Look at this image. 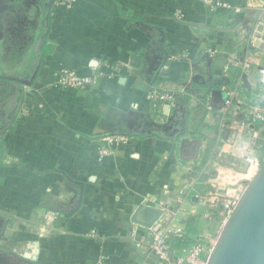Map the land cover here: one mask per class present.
I'll list each match as a JSON object with an SVG mask.
<instances>
[{"label": "crops", "instance_id": "1", "mask_svg": "<svg viewBox=\"0 0 264 264\" xmlns=\"http://www.w3.org/2000/svg\"><path fill=\"white\" fill-rule=\"evenodd\" d=\"M216 1L226 6L0 0V264H159L136 247L149 240L131 221L141 206L183 230L177 248L215 243L227 219L207 233L202 195L243 165L232 163L219 113L205 108L214 104L199 97L203 83L211 76L212 89H231L242 73L225 64L237 51L254 62L239 101L264 104V48L253 47L264 44V0ZM62 69L87 88L58 87ZM157 86L181 90L173 105L150 99Z\"/></svg>", "mask_w": 264, "mask_h": 264}, {"label": "built area", "instance_id": "2", "mask_svg": "<svg viewBox=\"0 0 264 264\" xmlns=\"http://www.w3.org/2000/svg\"><path fill=\"white\" fill-rule=\"evenodd\" d=\"M73 1L59 0V3L68 4ZM203 1L212 8L226 6L221 1ZM236 12H239V10H236ZM252 63H254L252 58L248 55L242 56L236 51L227 55L225 68L226 71L231 67L237 68L242 74H245L249 71ZM236 82L239 84L240 79ZM89 83L90 80L82 78L73 70L62 69L57 75V86L62 89H86ZM180 91V89H165L157 86L151 89L150 99L155 103L165 101L167 104L173 105L174 98L178 96ZM235 103H237L236 107H234ZM205 108L208 113H219L218 126L220 131L228 130L230 134L226 143L232 149V152H229L232 163L234 165L242 164L246 168L247 174L252 167H255L254 171L256 172L264 159V104L244 106L243 102L238 99V89L231 88L227 90V98L221 106L214 107L207 102ZM238 111H241L247 118L238 119ZM260 153L263 154L262 158H259ZM236 160L239 162H236ZM219 197L222 198L223 195L218 194L215 186L211 185L210 189L202 195V200L209 209H221L225 213L226 220L239 198H233V201L227 202V200ZM158 221L150 229H145L149 232V240L144 242L143 239H140L136 247L147 249L156 256L159 264H206L214 242L195 239L188 246L177 248L176 241L184 238L183 230L172 226L162 227L158 224ZM173 259L174 261H172Z\"/></svg>", "mask_w": 264, "mask_h": 264}, {"label": "water", "instance_id": "3", "mask_svg": "<svg viewBox=\"0 0 264 264\" xmlns=\"http://www.w3.org/2000/svg\"><path fill=\"white\" fill-rule=\"evenodd\" d=\"M46 6L50 8L52 7V3ZM259 30H262L261 26H259L258 31L254 34V38L260 37ZM257 46L258 48H264V44L255 39L253 47ZM163 51L165 59L167 53L164 49ZM204 58L207 60L208 67L210 68L211 60L208 59L206 54ZM38 69L39 66L34 69L29 81L21 82V84L28 87L27 89H29L31 83L35 80ZM259 69L264 73V67ZM229 72L234 75L236 69L231 67ZM208 79L209 81L203 83V85L208 86L207 89L202 91L201 95L200 91H197L196 94L200 95L201 99L209 97L214 106H221L227 98V92L212 89L211 76ZM195 84L198 83L193 81L192 87ZM258 86L263 87L264 82L260 80ZM232 88H243L251 91L247 75L242 74L240 83L234 84ZM81 201L82 196L80 195L74 210L79 208ZM141 213L150 215L148 218H143ZM162 214L161 209L141 206L135 210L131 221L142 229H150L162 217ZM11 255L14 256L12 253ZM16 259L20 264H34L31 261L34 259H29L28 256L23 258L17 257ZM206 264H264V160L225 221Z\"/></svg>", "mask_w": 264, "mask_h": 264}, {"label": "rangeland", "instance_id": "4", "mask_svg": "<svg viewBox=\"0 0 264 264\" xmlns=\"http://www.w3.org/2000/svg\"><path fill=\"white\" fill-rule=\"evenodd\" d=\"M254 170H255V167H252L249 173L247 174L246 168L242 167L240 170H237L236 172H229V173L226 172V173L220 174L219 177L216 176L212 184L215 186L216 190H218V194L223 195L222 198L221 197L219 198L223 200H227V202L233 201V198L234 199L237 197L240 198L245 187L256 174L257 171L255 172ZM202 202L204 205L203 200ZM203 209H207L208 211L207 214L211 220L210 224L206 228L207 229L206 231L207 233H210L211 236H213L214 232H218L220 230L221 224L225 219V213L219 208L209 209L206 205H204ZM203 239H207V238L204 237Z\"/></svg>", "mask_w": 264, "mask_h": 264}, {"label": "flooded vegetation", "instance_id": "5", "mask_svg": "<svg viewBox=\"0 0 264 264\" xmlns=\"http://www.w3.org/2000/svg\"><path fill=\"white\" fill-rule=\"evenodd\" d=\"M34 69H35V68H34ZM34 69L32 70V72L34 71ZM32 72H30V73L32 74ZM31 76H32V75H31ZM31 76H30V78H31ZM30 78H29V79H30Z\"/></svg>", "mask_w": 264, "mask_h": 264}]
</instances>
